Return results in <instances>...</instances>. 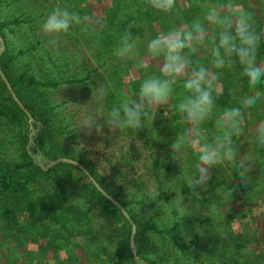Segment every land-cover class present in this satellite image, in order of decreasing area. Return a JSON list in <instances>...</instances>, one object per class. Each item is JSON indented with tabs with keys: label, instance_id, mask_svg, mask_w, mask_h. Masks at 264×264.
Masks as SVG:
<instances>
[{
	"label": "rangeland",
	"instance_id": "374dc122",
	"mask_svg": "<svg viewBox=\"0 0 264 264\" xmlns=\"http://www.w3.org/2000/svg\"><path fill=\"white\" fill-rule=\"evenodd\" d=\"M214 2V0H177L176 6L181 10L180 13L188 9L190 10L189 17L183 13L184 17L182 15L181 21L169 26L171 28L165 31L156 25L155 30L158 35L184 25L190 27L196 18L204 20L209 33L208 39L199 46L196 53L186 50L189 52V57H195L194 61L197 57L201 59L202 62L198 63L197 67L202 64L211 68L213 59L211 38L219 31L216 26L205 20L207 14L215 12L220 6L231 3L236 9L231 14H238L240 10L250 13L255 21L256 30L262 28L264 24V0ZM136 3L126 5L124 7L127 8H122V10L128 13L131 7L134 11H138ZM56 7H68L69 10L78 12L81 16L90 17V20L82 25H74L68 33L60 34L57 47L53 48L48 43L50 37L41 31V24ZM109 7H111L110 0H22L18 8L36 18L31 23L35 27L34 31L24 27V31L31 33L32 38L33 35L39 38V41L35 43V56H44L45 51H49L50 56L60 65L58 67L60 71H45L44 67L40 69L35 66L29 55L20 56L22 60L31 62L28 68L30 71L27 73L36 76L38 74L46 76L48 74L45 73H52L60 82V85L50 93L52 104L56 107L52 130L54 137L60 144L83 153L88 165L121 200H133L134 202L143 200L148 204L158 202L156 206L160 208L150 214H155L156 219L165 217L167 221L168 218L177 217L180 224L177 225L176 231L180 230L186 239L197 231V223L195 221L192 224L189 223L188 217L201 218L202 215L212 212L233 213L234 216L230 219L233 231L247 234L250 239L241 250L240 259L247 257L251 260V264H264V183L260 191H254V198L247 199L245 196L247 194L244 193L251 191L250 186L247 182L244 184L240 180L241 173L248 175L253 173L264 181V147L257 145L255 135L256 126L264 121V99L248 108H244L241 104L242 99L251 95L255 90L264 92V82L262 83L264 79L254 89L249 86L248 79L241 76L242 67L238 62L231 68L213 69L220 75V93L225 90L224 98L228 101L221 102V104L215 103L210 118L198 125V130H203L206 133L207 142H212L213 138L220 134L215 122L223 110L233 107L241 108L244 115L243 131L240 136H233L232 141L241 155L250 152L252 160L242 168L239 164V157H237L232 162H225L211 169V180L207 189H196L199 198H209L208 209L203 204H194L188 192L186 197L176 189L186 188L191 179L198 174L199 152L187 144L176 151H173L171 147L175 140L178 143L181 142L180 138L191 126L185 123L181 114L176 120H166L170 118L171 112L178 110L177 105L187 96L181 92L182 90L180 91L177 81L173 85V92L168 103L161 105L156 113L149 109L150 117L155 115L154 119L149 118L145 126L137 131L121 129L112 132L105 125L99 132L93 126L89 134V129L82 128L88 118L104 125V119L112 107L119 106L122 102L139 95L138 91L144 78L161 75L162 57L151 60L149 68L140 69V71L134 68L135 60L114 56L117 47H105L102 37L105 36L104 29L109 23H103V17H105V9ZM104 21H108L107 18H104ZM17 42L15 35H10V43L17 44ZM13 51L17 52L15 49ZM136 51L141 58L148 55L147 46H137ZM257 59L258 61L264 60V54ZM127 62H129V67L126 68ZM75 79L82 80L70 82ZM178 82L184 84L185 78H179ZM101 88L107 89V95L110 91L119 89L120 93H117L115 98L119 99L120 103L114 100L107 102V95H101L99 92ZM0 144V157L7 161L17 160L18 153L15 152L14 146L8 143L7 138ZM236 170L239 173L235 175ZM180 173L183 174L181 179L179 178ZM71 201L73 203V196ZM76 202L78 208L86 209L82 202ZM98 207H100L99 204ZM69 213L71 216L75 215L73 206L69 209ZM101 219L95 224L93 232L95 237L97 236V245L106 244L111 231L109 224ZM54 225L53 221L52 228ZM216 225L222 232L224 226L220 222ZM172 226L174 225H169V227ZM75 232L77 233L78 229ZM3 233L5 231L0 228V264H37L35 260H26V257L22 255L26 250L41 254L39 258L42 264H73L76 261L75 258L71 259L72 262H68L69 258L66 262L67 259L63 253L60 255L55 253L57 254L55 257L48 237L43 236L42 233H38L37 241L29 238L21 248L16 246L12 238L4 237ZM87 238L81 241L83 244L80 247L73 246L71 255L77 257L80 264H103L94 255L84 253L83 246L93 249L96 247L93 244V235H87ZM203 253L195 248L189 261L180 260L179 263L199 264L202 260L203 264H212V261H215V258H208ZM12 258L13 262H11Z\"/></svg>",
	"mask_w": 264,
	"mask_h": 264
},
{
	"label": "trees",
	"instance_id": "16d2710c",
	"mask_svg": "<svg viewBox=\"0 0 264 264\" xmlns=\"http://www.w3.org/2000/svg\"><path fill=\"white\" fill-rule=\"evenodd\" d=\"M214 1L222 3L225 0ZM21 2L22 0H0V34L4 41L0 66L16 95L33 117V121L29 123L28 116L12 98L0 78V143L7 138L8 143L12 144L18 153L17 160L7 161L0 157V228L5 231L4 237L12 238L16 246L21 248L26 240L30 238L37 241L38 233H42L48 237L55 257L63 253L66 262L69 258L68 262L76 258L73 264H80L77 257L71 255V249L76 245L80 247L83 244L81 241L88 239L87 235H93V244L96 247L93 249L83 246L86 255H94L103 264H136L130 246L131 224L121 210L124 208L135 223L132 237L136 255L140 256L143 264H180V260L189 261L195 248L198 252H204V256L215 258L212 264H251L247 257L240 259L241 250L250 239L247 234L233 231L230 221L233 213L212 212L202 215L201 218L188 217L189 223L192 224L194 221L197 223V231L186 239L180 230L176 231L177 225L180 224L177 217H167L169 219L167 221L165 217L156 219L155 214H150L160 208L156 206L158 202L148 204L143 200L140 202L121 200L88 165L83 153L58 142L52 131L56 107L52 104L50 93L60 85V82L52 73H45L48 74L46 76L27 73L30 71L28 68L31 62L22 60L20 56L29 55L34 65L40 69L44 67L45 71H60L58 68L60 65L50 56L49 51H45L44 56H35V43L39 38L37 35H33L32 38V34L24 29L34 31L35 27L31 23L36 18L18 10ZM135 3L138 11L131 7L128 13L122 10L127 8L124 6ZM110 4L111 7L104 11L103 23L109 24L104 29L105 36L102 37L105 47L109 48L119 47L121 37L128 31L136 41V47H146L148 42L157 36L155 30L157 27L164 31L168 30L171 28L169 26L181 21L183 13L189 17L190 11L186 9L180 13L181 10L176 6L171 12H158L150 7L148 0H110ZM104 18L108 21H104ZM261 30H264V24L257 32ZM10 35H15L17 44L10 43ZM14 49L17 52L14 53ZM263 54L264 41L260 44L257 58ZM194 58L189 57L192 67L196 68L202 61L199 57L194 61ZM14 61L18 66L14 65ZM81 80L75 79L70 82ZM177 84L181 92L189 95L184 84L178 80ZM225 92L224 90L219 95L214 93L215 103L228 101L224 98ZM117 93H120L119 89L110 91L106 96L107 102L114 100L119 104V99L115 98ZM170 115V118H166L167 121L180 118L178 110L171 112ZM257 145L259 146V143ZM59 157L81 162L117 203H112L104 197L76 166L69 163L47 166L49 161ZM238 173L237 170L234 171L235 175ZM244 175L251 189L244 194H247L245 195L247 199H252L255 197L254 191H260L264 181L253 173ZM179 176L180 179L183 178L182 173ZM176 190H180L179 193L186 197L188 192L194 204H203L208 209L209 198H199L196 190L189 188V185ZM75 201L82 202L86 209L78 208ZM71 206L74 209V216L69 213ZM100 219L109 224L111 231L106 244L97 245V236L95 237L93 232L95 224ZM53 221L56 226L52 228ZM218 222L224 226L222 232L216 225ZM36 253L26 250L22 255L26 260L33 259L37 264H42L39 258L41 254ZM13 260L12 258L11 262ZM199 264H203L202 260Z\"/></svg>",
	"mask_w": 264,
	"mask_h": 264
},
{
	"label": "clouds",
	"instance_id": "9594fccd",
	"mask_svg": "<svg viewBox=\"0 0 264 264\" xmlns=\"http://www.w3.org/2000/svg\"><path fill=\"white\" fill-rule=\"evenodd\" d=\"M151 8L158 12L168 13L177 5V0H148ZM235 7L229 3L220 6L215 12L206 15L211 25L216 26L219 31L212 36V62L211 68L199 65L192 68V61L189 59V52L196 53L200 45H203L209 37L204 20L196 18L191 26L173 28L168 32H161L147 44L145 57H139L136 51V41L130 31L125 32L121 37L120 46L114 51V55L121 59L135 60L136 70L148 69L150 61L162 57L160 64V76H147L143 79L139 95L114 106L104 119V125L93 122L91 118L85 120L82 128L89 129L93 126L97 132L103 126H107L112 132L121 129L139 130L145 126L150 117L149 109L156 113L161 105L168 103L173 85L184 77V88L189 95L177 105L179 113L185 123L189 124L186 133L171 145L176 151L191 145L199 152V163L197 164L198 174L194 176L189 188L207 189L211 180V169L232 162L239 157L240 167H245L251 160L252 154L246 152L240 154L233 145L232 137L242 134L244 115L239 107L226 108L216 120V128L220 133L207 142L206 133L198 130V125L210 118L215 108V96L220 94V75L213 69L231 68L237 62L242 67L241 76L248 79L249 86H256L264 79V60L258 61L257 53L262 41H264V30L257 32L255 21L250 13L240 10L238 14ZM90 20L88 16H81L78 12L69 10L68 7H56L51 11L41 24V31L50 37L48 43L57 47L58 37L62 33H68L74 25H82ZM189 69H191L189 71ZM101 95H107V89L99 90ZM264 99V92L255 90L251 95L242 99L244 108L251 107L257 101ZM257 142L264 147V121H261L255 128ZM203 141V143H201ZM240 180L246 184V176L240 174ZM136 264H143L139 255H134Z\"/></svg>",
	"mask_w": 264,
	"mask_h": 264
},
{
	"label": "water",
	"instance_id": "95a60500",
	"mask_svg": "<svg viewBox=\"0 0 264 264\" xmlns=\"http://www.w3.org/2000/svg\"><path fill=\"white\" fill-rule=\"evenodd\" d=\"M3 48H4V41H3V38H2V36L0 34V54H1L2 50H3ZM0 78L2 79L4 84L6 85V88L9 91L10 95L12 96V98L15 100V102L19 105V107L28 116L29 123H31L33 121V117L31 115V113L25 108L23 103L20 101V99L16 95L15 91L13 90V88L11 86V83L8 81L7 77L5 76L4 72L1 69V67H0ZM30 138H31V134H30ZM58 163H69V164H72V165L76 166L77 168H79L88 177V179L93 183L95 188L104 197H106L112 203H115V204L117 203V200L114 197H112L107 191H105L103 189V187L97 182V180L93 177V175L89 172V170L81 162H79L76 159H72V158H68V157H59V158H56L54 160L49 161L47 166L48 167L49 166H53V165H56ZM121 210H122V212L124 213V215L127 217V219L129 220V222L131 224L132 232H131V237H130V246H131L133 255H136V249H135L134 242H133V237H132L134 232H135V223L133 222L132 218L130 217V215L128 214V212L124 208H121Z\"/></svg>",
	"mask_w": 264,
	"mask_h": 264
}]
</instances>
